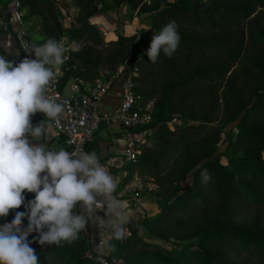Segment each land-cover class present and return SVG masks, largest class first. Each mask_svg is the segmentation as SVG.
<instances>
[{
    "label": "trees",
    "instance_id": "obj_1",
    "mask_svg": "<svg viewBox=\"0 0 264 264\" xmlns=\"http://www.w3.org/2000/svg\"><path fill=\"white\" fill-rule=\"evenodd\" d=\"M17 1L45 42L66 36L78 45L61 85L69 77L91 84L128 57L137 66L135 93L152 100L153 134L133 166L156 182L152 195L159 208L140 221L126 218L128 234L110 236V256L121 264H264V0H109L137 7L148 25L109 40L91 20L105 0H72L75 22L67 27L55 0ZM170 21L178 25L179 47L171 58L161 52L152 63L146 50ZM173 117L179 122L171 128ZM228 122L236 133L225 134L223 149L213 156ZM86 149L97 154L94 142ZM205 169L207 184L201 183ZM24 195L27 202L35 194ZM16 211L24 207L10 210L0 224L11 222ZM31 246L39 264H97L85 255L81 233L71 244Z\"/></svg>",
    "mask_w": 264,
    "mask_h": 264
},
{
    "label": "clouds",
    "instance_id": "obj_2",
    "mask_svg": "<svg viewBox=\"0 0 264 264\" xmlns=\"http://www.w3.org/2000/svg\"><path fill=\"white\" fill-rule=\"evenodd\" d=\"M180 39L177 23L170 21L153 34L148 60L155 63L161 52L171 58ZM69 51H79L78 45L49 38L26 47L27 55L19 62L0 56V218L24 207L11 222L0 224V264H39L33 242L71 244L93 219L116 239L124 234L127 221L114 196L117 184L96 152L76 154L33 143L42 141L46 121H55L63 112V105L49 98L48 87ZM36 113L46 119L33 124ZM210 180L203 170L201 183ZM25 192L34 193V198L26 202ZM98 209H103V217L95 215ZM32 233L37 235L30 241Z\"/></svg>",
    "mask_w": 264,
    "mask_h": 264
},
{
    "label": "built area",
    "instance_id": "obj_3",
    "mask_svg": "<svg viewBox=\"0 0 264 264\" xmlns=\"http://www.w3.org/2000/svg\"><path fill=\"white\" fill-rule=\"evenodd\" d=\"M0 27L10 31L15 46L22 58H25L27 55L25 48L35 44L32 42L28 31V22L22 17L17 0H8L5 3ZM99 29L104 33L103 29ZM57 41L64 42L66 46L74 43L66 36H60ZM71 52L73 51L66 53L67 59L61 66L60 73L48 87L49 98L63 105L62 114L55 121H47L48 124L62 139L68 152L76 154L88 152L86 144L93 140V134L100 121L107 118L104 113L99 111L98 103L112 84L117 81L119 102L113 119L119 123L121 128L123 138L121 154L123 161L130 166V172L116 196L133 201L139 197L152 195L157 189L156 182L151 176L141 173L133 166L142 147L153 134L152 100H143L141 95L135 93L134 77L137 72L135 61L129 62L126 57L122 65L110 76L105 77L100 72L91 84L72 77L73 80L69 86L70 94L65 96L62 93L65 83L61 85L60 79ZM29 58H34V56ZM173 120H175L174 117L171 118V121ZM126 234L128 232L124 228L123 236ZM96 244L102 246L103 251L87 250L85 255L95 260L97 264H109L108 249L104 241L97 239Z\"/></svg>",
    "mask_w": 264,
    "mask_h": 264
},
{
    "label": "crops",
    "instance_id": "obj_4",
    "mask_svg": "<svg viewBox=\"0 0 264 264\" xmlns=\"http://www.w3.org/2000/svg\"><path fill=\"white\" fill-rule=\"evenodd\" d=\"M7 1L8 0L4 1L0 6V19L3 16V7ZM106 3L107 0H105L103 4ZM108 8L109 11L107 12L109 14H118L119 22L115 20L106 22L103 17H98L101 14L104 15L103 11L95 14L92 17V21L93 23H95V25H98L99 28L103 29L102 27H104V33L109 36V39H114L117 34H123L121 33V29L124 31H126V29L128 28L133 29V26H135V22H138V18L135 15H129L127 10L131 7L125 3L120 4L118 7H115L112 4ZM28 31L32 36L36 34V36L39 35L41 38L43 37L38 30L37 23H35L33 19L28 22ZM134 32L135 31H133V33ZM43 43H45V41L37 45H42ZM0 56H4L6 59L13 60L15 62H19L23 59L21 53L13 42L10 31L2 29L1 27ZM118 102L119 85L116 81L112 84L105 96L98 103L99 111L104 113L107 118L100 121L98 128L93 134V140L91 142H94L97 145V156L99 157L100 164L104 166L106 171L114 178V181L117 184L114 196L117 200L120 201L125 217L135 221H140L144 215H151L157 212L159 208V202L153 195L139 197L138 199L133 201H129L126 198H118L116 196L117 192L127 179L130 172V166L128 165V163L123 161L121 154L123 144L121 128L119 123L113 119V116L117 111ZM42 119H45L43 117V114L36 113L32 117V123L36 124ZM41 142H43L46 147L53 150H59L60 148H64L66 150V145L63 143L62 139L53 131L47 121L45 131L42 136V141H34L33 143ZM95 215L103 217L105 214L103 209H98ZM80 233L85 238L88 245L87 250L89 251H97V248L100 247L96 244L97 239H102L107 247L108 240L111 236V230L109 228H99L94 219L90 220L88 226ZM107 254L108 258L121 264L118 258L111 257L109 252Z\"/></svg>",
    "mask_w": 264,
    "mask_h": 264
},
{
    "label": "rangeland",
    "instance_id": "obj_5",
    "mask_svg": "<svg viewBox=\"0 0 264 264\" xmlns=\"http://www.w3.org/2000/svg\"><path fill=\"white\" fill-rule=\"evenodd\" d=\"M6 1V0H0V6L3 4V2ZM185 2H190V1H193V0H184ZM203 1H207V0H203ZM56 2V7L57 9L59 10V17H60V22L61 24L64 26V27H67L68 24L70 22H75V19H74V16H75V9L74 7L72 6V0H55ZM112 4L109 0H107V3L106 4H103L102 5V8L104 9H101L99 12H104L103 14L105 15H100L98 17H103L104 20H106V22H110V21H118V14L114 15V14H109L107 11H109V8ZM107 6V7H106ZM127 12L129 13V15H135L137 18H138V22H135V26H133V29H126V31L122 30L121 29V33H123L124 35H131V33L133 34V31H135L134 33H137L140 29H144V30H148V25L146 23H144L142 20V17L144 16V13L141 12L140 10L137 9V7L135 8H128ZM127 13V14H128ZM93 18L91 17V20ZM96 27L98 28V30L101 32V35L103 37L104 40H109V36H107L105 33H103L98 25H96ZM104 29V27H102ZM132 28V27H131ZM107 31V30H106ZM105 31V32H106ZM30 33V32H29ZM31 38L32 39V42L33 44L37 45V44H41L44 39L43 37L41 38L39 35L36 36V34L34 36H32L30 34ZM135 51H141L142 50V47L141 45H139L137 47V49H134ZM132 50V52L134 51ZM105 77H108L111 75V72L109 71H106V70H102L101 71ZM113 73V72H112ZM168 125L169 127L173 128L175 126L178 125V122H177V118H175V120L171 121V119L168 121ZM236 133V130L233 126V122H228L226 124L223 125V128H222V132L220 133V139L219 141L217 142V149L215 150L213 156H216L219 151H221L224 147V144H225V134L229 135L231 138L234 137ZM221 160H223V158H220ZM189 178L187 179H184L182 181V184L186 183L188 181ZM261 217H262V220H264V210L261 211ZM264 222V221H263ZM144 239H149V240H154V241H157L156 239L150 237L149 236H146L145 234L143 235Z\"/></svg>",
    "mask_w": 264,
    "mask_h": 264
},
{
    "label": "water",
    "instance_id": "obj_6",
    "mask_svg": "<svg viewBox=\"0 0 264 264\" xmlns=\"http://www.w3.org/2000/svg\"><path fill=\"white\" fill-rule=\"evenodd\" d=\"M72 80H73V78H72V77H69V78L67 79V81L65 82V84H64V87H63V89H62V93H63L65 96H69V94H70V88H69V86H70V84L72 83Z\"/></svg>",
    "mask_w": 264,
    "mask_h": 264
}]
</instances>
